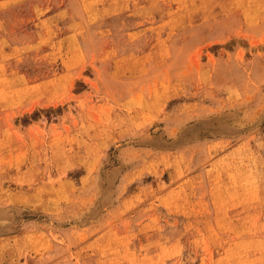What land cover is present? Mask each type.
<instances>
[{"label":"rangeland","instance_id":"rangeland-1","mask_svg":"<svg viewBox=\"0 0 264 264\" xmlns=\"http://www.w3.org/2000/svg\"><path fill=\"white\" fill-rule=\"evenodd\" d=\"M0 264H264V0H0Z\"/></svg>","mask_w":264,"mask_h":264}]
</instances>
